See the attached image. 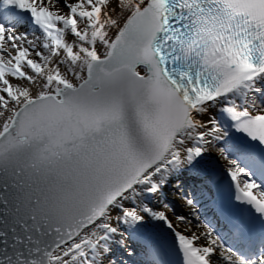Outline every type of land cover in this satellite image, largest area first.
Returning <instances> with one entry per match:
<instances>
[{
	"label": "snow or ice",
	"instance_id": "6c2138e0",
	"mask_svg": "<svg viewBox=\"0 0 264 264\" xmlns=\"http://www.w3.org/2000/svg\"><path fill=\"white\" fill-rule=\"evenodd\" d=\"M169 185L206 231L145 205ZM133 238L264 264V0H0V264H131Z\"/></svg>",
	"mask_w": 264,
	"mask_h": 264
},
{
	"label": "rangeland",
	"instance_id": "374dc122",
	"mask_svg": "<svg viewBox=\"0 0 264 264\" xmlns=\"http://www.w3.org/2000/svg\"><path fill=\"white\" fill-rule=\"evenodd\" d=\"M69 2H72V0H69ZM59 9H60V5H56L52 10L56 11ZM20 29L21 28L19 27L16 29V31L19 30L17 31V33H21ZM257 103H259V101H257ZM213 147L216 149V151L214 150L212 153H210L207 156L217 159L218 163L220 161L223 165L225 164L224 165L225 168L229 167L228 161L220 156L217 146L214 144ZM181 183L182 182L180 181L176 182V184H181ZM166 189L167 190L164 189L163 192H167V197L169 198L167 202L164 201L161 195L159 199L149 198L150 203L148 204V206L152 207L155 211L163 213L166 216V218L173 224L174 228L185 235L190 236L192 233L200 234L206 231L203 225H201V227L196 226L197 223L200 222L196 221L195 216L192 215L193 209L186 205L185 200L183 199V197L185 196L182 190L183 188L177 187L175 185H169ZM177 216H185L188 218V220H191L192 223L189 224L188 220L179 223L177 222L176 219ZM126 243H129L128 240L126 241ZM198 243L204 244L205 241L200 240L198 241Z\"/></svg>",
	"mask_w": 264,
	"mask_h": 264
},
{
	"label": "bare ground",
	"instance_id": "6f19581e",
	"mask_svg": "<svg viewBox=\"0 0 264 264\" xmlns=\"http://www.w3.org/2000/svg\"><path fill=\"white\" fill-rule=\"evenodd\" d=\"M19 28H21V29H20L21 32H25V31L28 30V26H27V25H22V26H20ZM17 31H19V30H17ZM30 36H31L32 38H31ZM29 38H31V39H35V36H34L33 34H30V35H29ZM214 150L216 151V149L212 146V147L210 148V150L207 152L206 155H209V154L212 153ZM185 183H186V182H185ZM145 205L148 206L147 203H145ZM201 209H203V206H201ZM162 225H163V224H162ZM136 247H137V249H138V252H139L140 257L145 256L144 252H143V251H140V248H142V247H140L139 244H136ZM145 258L147 259L146 256H145Z\"/></svg>",
	"mask_w": 264,
	"mask_h": 264
}]
</instances>
